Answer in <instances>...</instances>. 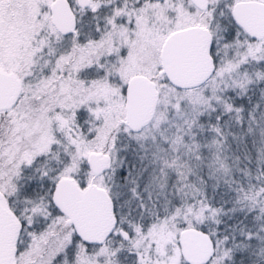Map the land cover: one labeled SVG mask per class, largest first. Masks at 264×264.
Masks as SVG:
<instances>
[{
    "label": "snow or ice",
    "instance_id": "snow-or-ice-1",
    "mask_svg": "<svg viewBox=\"0 0 264 264\" xmlns=\"http://www.w3.org/2000/svg\"><path fill=\"white\" fill-rule=\"evenodd\" d=\"M0 264H264V0H0Z\"/></svg>",
    "mask_w": 264,
    "mask_h": 264
}]
</instances>
